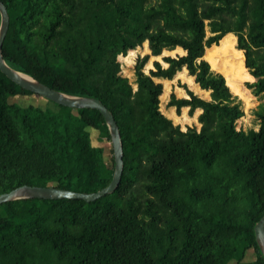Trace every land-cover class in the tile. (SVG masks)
Returning <instances> with one entry per match:
<instances>
[{
	"label": "trees",
	"instance_id": "1",
	"mask_svg": "<svg viewBox=\"0 0 264 264\" xmlns=\"http://www.w3.org/2000/svg\"><path fill=\"white\" fill-rule=\"evenodd\" d=\"M0 2L6 64L54 91L99 100L123 152L118 187L93 202L0 204V264H264L253 230L264 215V107L258 128L242 129L232 94L254 79L246 88L264 96V0ZM174 49L184 55H163ZM230 52L222 64L218 55ZM184 69L209 99L178 82L187 98L171 92L166 107L188 108L189 117L200 110L199 129L182 130L160 110L155 81ZM32 96L40 97L0 72V195L23 185L106 187L114 161L110 146L111 165L104 161L102 115Z\"/></svg>",
	"mask_w": 264,
	"mask_h": 264
},
{
	"label": "water",
	"instance_id": "2",
	"mask_svg": "<svg viewBox=\"0 0 264 264\" xmlns=\"http://www.w3.org/2000/svg\"><path fill=\"white\" fill-rule=\"evenodd\" d=\"M9 25V17L5 6L0 2V72L5 75L15 85L22 89L38 95L48 101L58 105L72 109H94L97 110L103 117L104 123L108 129L110 143L112 146V155L114 168L110 183L94 193H76L72 191L62 190L56 187H37L23 185L11 190L8 193L0 195V204L23 199H43V200H59L72 199L82 200L84 202H93L105 195L111 194L119 185L122 170V142L117 124L105 106L97 99L87 97H77L66 95L54 91L46 85L32 79L31 77L22 74L10 68L2 56V44L6 36ZM254 237L256 244L264 258V215L254 225Z\"/></svg>",
	"mask_w": 264,
	"mask_h": 264
},
{
	"label": "rangeland",
	"instance_id": "3",
	"mask_svg": "<svg viewBox=\"0 0 264 264\" xmlns=\"http://www.w3.org/2000/svg\"><path fill=\"white\" fill-rule=\"evenodd\" d=\"M144 48L146 49V46H144ZM143 48L142 51H140V54H145L147 53L148 51L145 50ZM235 49V48H234ZM235 51H237L235 49ZM235 51H232V52H235ZM226 53L224 55H221L218 57L221 58V63L224 64L225 62H227V60H229L228 58L229 57H233V55H231V53ZM163 55H170L172 57H174L175 55H178V54H175L174 50L172 52H163ZM243 55V54H242ZM134 57V54L133 53H129L127 56L125 57H121L120 60H122L123 62H125L126 66H129L132 64V59ZM237 57V56H236ZM153 59L150 58L147 65L145 66L144 70L145 72L147 71V69L151 68V61ZM243 62H244V58H243ZM212 70L216 71L217 73H220L223 75V77L226 76V74H228L229 72H224V70H220V68H214V64L212 63ZM247 71V70H246ZM182 72H184V70H182ZM181 81L182 82H185L184 80V74H176L175 78L173 81H171L170 83H167L165 82L163 87H164V92L163 94L161 95L160 97V101H161V105H160V110L162 111V113L167 116V117H170L173 121V123L175 124H179L181 129L184 130L186 126H189L190 124L192 123H196V116L197 114L199 113V111H196L194 116L193 117H189L187 114H186V108H183L181 110V114L180 115H176L172 109H168L165 107V104H166V100L168 99V96H169V91L171 90L170 89V86L172 88L176 87V81ZM254 81L253 80H246V81H243L241 82V91L242 92H239L236 94H234L232 91V94L237 96L238 99H240L241 103H242V110H243V117L239 120L238 122V125L240 124L241 128L242 129H254L256 130L258 128V118H257V113L261 110V108L264 107V96H260V97H255L250 90H248L245 86V83H252ZM187 82H191V80H189V78H187ZM190 89L192 91H194L198 96L200 97H204V98H209V95L208 93L206 94L205 92H202V91H199L197 89V87H193V84H188ZM229 88V87H228ZM230 90V89H229ZM243 92L245 93L243 95V99L245 101L242 100L241 96L243 94ZM175 93H176V96L177 97H180V94L178 92V90L176 89L175 90ZM182 93V92H181ZM183 95V94H182ZM30 99V102H32L33 104H38V105H45V100L41 99L40 97H37V96H32V97H29ZM248 99V100H247ZM197 127H199L198 124H196ZM95 137L94 134H91V140H90V144L93 145V146H98V143L96 141L93 140V138ZM105 144L107 145V148L111 146V143L109 142H105ZM103 157H104V161L105 163L109 166L111 165V153L109 152V148L107 151L104 152L103 154ZM113 157V155H112ZM252 254H250V257L253 258V256H251Z\"/></svg>",
	"mask_w": 264,
	"mask_h": 264
},
{
	"label": "crops",
	"instance_id": "4",
	"mask_svg": "<svg viewBox=\"0 0 264 264\" xmlns=\"http://www.w3.org/2000/svg\"><path fill=\"white\" fill-rule=\"evenodd\" d=\"M146 46V45H145ZM145 49V48H144ZM145 50H147V48L145 49ZM148 51V50H147ZM164 52H172V51H164ZM174 52H175V54H178L179 56H182V55H184V52L183 51H180V52H178V51H176L175 49H174ZM148 53V52H147ZM152 58V57H151ZM153 60H154V58H152ZM152 60V61H153ZM151 61V62H152ZM180 74H184V80H185V82H182L181 81V84L182 83H185L187 86H188V88H189V90L190 91H192L191 89H190V87H189V85L188 84H193V87H197V89L199 90V91H202V92H205L206 94L208 93V92H206V91H204V90H201L199 87H198V85L197 84H195L194 83V81H193V78L191 77V76H188L187 75V73H186V70L184 69V72H179ZM178 74V73H177ZM176 76V75H175ZM175 78V77H174ZM187 78H189V80H191V82L189 83V82H187ZM174 80V79H173ZM172 80V81H173ZM155 82H161L162 83V85H164V83L165 82H167V83H170L171 81H159V80H156ZM178 82H180V81H176V87H174V88H172L171 86H170V91H169V94L171 93V92H173L174 94H175V96H176V93H175V90L177 89L178 90V92H179V94H180V97H177L176 96V98H178V99H180V98H187V95H186V93H185V91H184V89L183 88H181V87H179V86H177V83ZM163 92H164V87H163ZM182 92V93H181ZM195 95H197L194 91H192ZM163 94V93H162ZM183 94V95H182ZM198 96V95H197ZM161 97V96H160ZM169 97V96H168ZM200 97V96H199ZM200 98H203V99H207V98H204V97H200ZM209 99V98H208ZM167 101H168V99L166 100V103H167ZM160 105H161V101H160ZM165 107H166V104H165ZM167 108V107H166ZM168 109H172V111L175 113V110H174V108H168ZM183 109V108H182ZM181 109V110H182ZM186 110H188V108H186ZM196 111H199V113L201 112L200 110H195V112ZM162 112V111H161ZM195 112H194V114H195ZM198 113V114H199ZM181 114V113H180ZM186 114H187V111H186ZM197 114V115H198ZM194 116V115H193ZM192 116V117H193ZM167 117V116H166ZM197 117V116H196ZM167 118H169V119H171L170 117H167ZM196 119V118H195ZM172 120V119H171ZM173 122V121H172ZM175 124V123H174ZM192 124H198L197 122L196 123H192ZM192 124H190L189 126H191ZM199 125V124H198ZM187 127V126H186ZM196 127H197V125H196ZM199 127H200V125H199ZM199 127H197V129H199Z\"/></svg>",
	"mask_w": 264,
	"mask_h": 264
}]
</instances>
